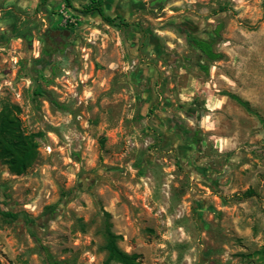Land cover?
<instances>
[{"label":"rangeland","instance_id":"rangeland-1","mask_svg":"<svg viewBox=\"0 0 264 264\" xmlns=\"http://www.w3.org/2000/svg\"><path fill=\"white\" fill-rule=\"evenodd\" d=\"M155 1L104 0L111 26L89 0H0V109L37 145L23 174L0 162V264H105L104 212L140 264H258L264 0Z\"/></svg>","mask_w":264,"mask_h":264},{"label":"trees","instance_id":"trees-1","mask_svg":"<svg viewBox=\"0 0 264 264\" xmlns=\"http://www.w3.org/2000/svg\"><path fill=\"white\" fill-rule=\"evenodd\" d=\"M46 1V0H43ZM68 3L69 0H66ZM104 0H89V3L83 7L84 13H96L102 21L111 26H128L127 22L120 20L119 16L111 17L107 15L103 8ZM219 30L216 31L218 35ZM46 38L47 35H46ZM50 39V38H48ZM193 45L197 47L200 52L207 57L208 61L215 62L220 60L222 54L213 50V42L192 39ZM50 43H52L50 41ZM206 72L207 67L203 68ZM235 100L246 109H249L248 103L240 98L235 97ZM19 107L10 104H4L0 109V162L6 164L10 171L16 175L23 174L34 162L37 156V145L33 138L26 135L21 127L20 120L17 116ZM253 190H247L238 197L240 199L250 198L254 196ZM19 217L18 214L0 210V219L15 221ZM103 238V250L106 253L105 264H140L139 256L131 254L119 246L122 236L116 234L112 230L111 215L104 212L103 223L100 230ZM257 263L264 264V246L256 252ZM65 261H51L49 264H65Z\"/></svg>","mask_w":264,"mask_h":264},{"label":"water","instance_id":"water-1","mask_svg":"<svg viewBox=\"0 0 264 264\" xmlns=\"http://www.w3.org/2000/svg\"><path fill=\"white\" fill-rule=\"evenodd\" d=\"M162 1H163V0H156L155 2H156V3H161ZM53 33H54V32L48 31V32L46 33V35H47L48 38L52 39V38H53Z\"/></svg>","mask_w":264,"mask_h":264}]
</instances>
